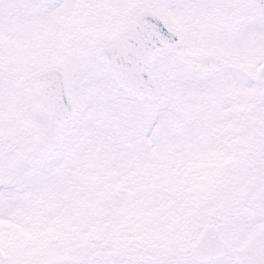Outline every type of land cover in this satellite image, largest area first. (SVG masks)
<instances>
[{
    "label": "snow or ice",
    "instance_id": "1",
    "mask_svg": "<svg viewBox=\"0 0 264 264\" xmlns=\"http://www.w3.org/2000/svg\"><path fill=\"white\" fill-rule=\"evenodd\" d=\"M0 264H264V0H0Z\"/></svg>",
    "mask_w": 264,
    "mask_h": 264
}]
</instances>
